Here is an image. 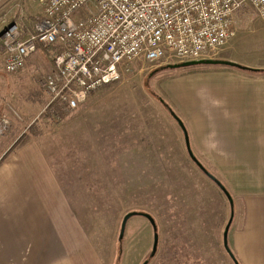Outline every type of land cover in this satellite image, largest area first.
Segmentation results:
<instances>
[{"label": "rangeland", "instance_id": "374dc122", "mask_svg": "<svg viewBox=\"0 0 264 264\" xmlns=\"http://www.w3.org/2000/svg\"><path fill=\"white\" fill-rule=\"evenodd\" d=\"M41 14L34 0H0V47L5 24L18 19L26 35ZM235 26L234 37L212 59L226 52L240 65L262 63L264 19L244 8L238 11ZM42 51L50 59L51 50ZM179 62L136 59L119 80L99 87L78 108L68 111L56 102L45 108L47 101L38 86L36 92L30 90L28 98L21 88L13 91V79L8 78L12 76L1 73L0 50V115L22 125L23 131L33 124L41 133L59 139L61 153L66 148L72 163L106 170L105 177L94 180L106 182L105 192L80 194L77 200L83 219L88 216L93 225L97 220L94 239L102 255L111 254L110 264H141L149 257L153 231L144 216H131L122 239H118L122 218L129 211L157 219L160 248L147 264H235L224 252L222 236L233 213L229 200L190 158L176 119L159 100L164 99L159 84L186 71L184 66H165ZM46 72L37 73L36 81ZM41 103L42 110L37 112ZM7 131L0 137V153L18 138L12 139L13 133L8 136ZM79 190L83 191V186Z\"/></svg>", "mask_w": 264, "mask_h": 264}, {"label": "crops", "instance_id": "0c3cea01", "mask_svg": "<svg viewBox=\"0 0 264 264\" xmlns=\"http://www.w3.org/2000/svg\"><path fill=\"white\" fill-rule=\"evenodd\" d=\"M40 49L27 58L21 71L7 74L0 47L1 73L12 76L8 77L13 79L12 90L21 88L25 98L31 89L36 92V74L52 68V51L50 60ZM225 54L218 59L235 61ZM180 66L186 71L163 80L159 91L182 121L196 159L231 196L233 215L227 234L231 252L240 264H264V61L245 65L259 71L225 64L175 67ZM9 122L6 134L13 133L16 139L22 125ZM58 142L42 133L0 161V264H110L112 260L110 253L107 257L100 253L95 242L97 220L93 225L88 216L83 219L77 200L80 194L105 192L106 182L94 180L105 177L106 170L72 163ZM222 216L225 220V211ZM153 219L157 245L152 256L151 246L147 263L158 254L161 242Z\"/></svg>", "mask_w": 264, "mask_h": 264}, {"label": "built area", "instance_id": "2783aa9c", "mask_svg": "<svg viewBox=\"0 0 264 264\" xmlns=\"http://www.w3.org/2000/svg\"><path fill=\"white\" fill-rule=\"evenodd\" d=\"M34 1L42 14L31 32L23 35L18 19L4 25V71L16 74L38 48L51 50L52 68L38 77V87L45 108L56 102L68 111L119 80L136 59H212L234 37L241 9L264 19V0ZM8 127L0 115V137Z\"/></svg>", "mask_w": 264, "mask_h": 264}, {"label": "water", "instance_id": "95a60500", "mask_svg": "<svg viewBox=\"0 0 264 264\" xmlns=\"http://www.w3.org/2000/svg\"><path fill=\"white\" fill-rule=\"evenodd\" d=\"M201 63H206V64H225V65H231V66H235V67H239L240 65L237 63H234L232 61H228V60H221V59H202V60H193V61H185V62H181V63H174L171 64L172 67L175 66H179V65H191V64H201ZM172 116L176 119L178 125L181 127L182 132H183V136H184V141H185V145H186V149L187 152L190 156V158L195 162V164L201 169V171L207 176L209 177L212 181H214L216 183V185L223 191V193L225 194V196L227 197V199L229 200L230 206H232V199L230 194L228 193V191L226 190V188L224 187V185L216 178L214 177L207 169L204 168V166L196 159V157L194 156L193 152L190 149L189 146V141H188V136H187V132L186 129L182 123V121L176 116L173 115ZM136 214H140L142 216H144L145 218L148 219V221L150 222V224L152 225L153 229H155V223H154V219L153 217L145 212H140V211H129L127 212L121 221L120 224V230H119V235H118V239L121 240L124 234V230H125V225L127 220ZM232 215L233 213L231 212V215L227 221V223L224 226V230H223V245L228 253V255L230 256V258L233 260V262L235 264H237V261L234 258L233 253L231 252L228 243H227V234H228V230L232 221ZM156 245H157V233L154 232L153 233V244H152V250L150 253V256H152L155 252L156 249ZM147 260H144L141 264H146Z\"/></svg>", "mask_w": 264, "mask_h": 264}, {"label": "trees", "instance_id": "16d2710c", "mask_svg": "<svg viewBox=\"0 0 264 264\" xmlns=\"http://www.w3.org/2000/svg\"><path fill=\"white\" fill-rule=\"evenodd\" d=\"M202 64V63H201ZM165 67H172L171 64L166 65ZM238 68L243 69V70H250V71H259V69H253L250 67H246V66H242L240 65ZM160 102L164 105V107L166 108V110L169 112V114H173L176 115L173 110L171 109V107L164 101L163 98H159ZM42 134L40 131H38L37 129H35L33 127V124L29 125L27 127V129L25 131H23L18 138L14 141V143L11 145L10 149H8V151L0 158V161L4 158V156H6L10 151H12L13 149L22 146L23 144H25L26 142H28L29 140H31L34 136L40 135ZM235 260L237 261L236 257L234 256ZM237 264L238 263L237 261Z\"/></svg>", "mask_w": 264, "mask_h": 264}]
</instances>
